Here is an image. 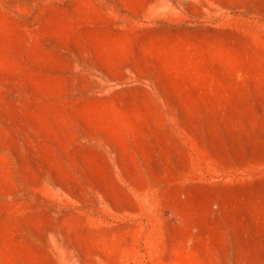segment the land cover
<instances>
[{
	"label": "rangeland",
	"instance_id": "rangeland-1",
	"mask_svg": "<svg viewBox=\"0 0 264 264\" xmlns=\"http://www.w3.org/2000/svg\"><path fill=\"white\" fill-rule=\"evenodd\" d=\"M0 264H264V0H0Z\"/></svg>",
	"mask_w": 264,
	"mask_h": 264
}]
</instances>
